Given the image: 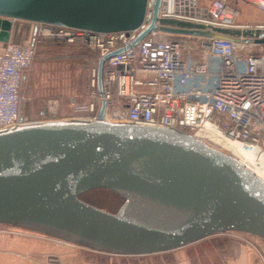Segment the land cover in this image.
<instances>
[{"label":"water","instance_id":"obj_1","mask_svg":"<svg viewBox=\"0 0 264 264\" xmlns=\"http://www.w3.org/2000/svg\"><path fill=\"white\" fill-rule=\"evenodd\" d=\"M162 0H0V40L13 20L111 32L141 28L264 43L261 29H204L160 17ZM148 7H150L148 9ZM242 37V38H241ZM33 40V42H34ZM98 89L103 95L104 61ZM94 119L29 121L0 131V223L20 225L118 255L174 250L239 231L264 240V180L238 158L177 129ZM94 189L121 197L116 210L87 201Z\"/></svg>","mask_w":264,"mask_h":264},{"label":"built area","instance_id":"obj_2","mask_svg":"<svg viewBox=\"0 0 264 264\" xmlns=\"http://www.w3.org/2000/svg\"><path fill=\"white\" fill-rule=\"evenodd\" d=\"M245 1L264 12V0ZM164 3L160 17L202 24L209 30L264 31V20L237 21L239 10L231 0H162ZM40 25L41 36L84 44L96 52L90 99L85 105L72 102L76 112H84V116L71 118L94 119L104 99L108 121L177 129L215 148L221 147L217 140L254 146V160L250 166L244 164L264 180V43L255 42V37L244 42L157 29L132 45L141 28L98 32ZM128 45L105 59L101 95L99 60ZM35 48V41H9L0 53V131L29 122L21 116L20 108Z\"/></svg>","mask_w":264,"mask_h":264},{"label":"rangeland","instance_id":"obj_3","mask_svg":"<svg viewBox=\"0 0 264 264\" xmlns=\"http://www.w3.org/2000/svg\"><path fill=\"white\" fill-rule=\"evenodd\" d=\"M238 8L237 21L257 23L264 12L245 0H231ZM33 24V23H31ZM39 25V29H40ZM22 33L18 43L29 44L34 35ZM35 36V56L23 83L20 114L29 121L84 116L72 102L90 99L91 70L96 52L84 44ZM33 42V41H32ZM43 112V113H42ZM219 149L229 152L222 147ZM230 153V152H229ZM231 154V153H230ZM83 197L107 210H116L122 199L104 189ZM264 264V240L239 231L209 235L184 247L142 255H118L77 245L58 236L20 225L0 224V264Z\"/></svg>","mask_w":264,"mask_h":264},{"label":"bare ground","instance_id":"obj_4","mask_svg":"<svg viewBox=\"0 0 264 264\" xmlns=\"http://www.w3.org/2000/svg\"><path fill=\"white\" fill-rule=\"evenodd\" d=\"M217 141L221 143V147L223 149L229 151L232 156L238 158L243 164L245 163L246 165L250 166V161L254 160V155L256 154V148L254 146L249 147L241 142L234 140H227V141L217 140ZM229 152L226 153L230 154Z\"/></svg>","mask_w":264,"mask_h":264},{"label":"crops","instance_id":"obj_5","mask_svg":"<svg viewBox=\"0 0 264 264\" xmlns=\"http://www.w3.org/2000/svg\"><path fill=\"white\" fill-rule=\"evenodd\" d=\"M31 23H33V22L24 21V20H13V26H12V30H11V35H10V40L9 41L13 42V43H16V44H21V43H18V42L20 40H22V33H25V31L27 32L28 30H31L30 33H32V35H34L33 31H34L35 23H33V24H31ZM33 39L34 38L32 36V38L30 40V43L33 41ZM8 42H4V41L0 40V53L3 52V50L5 49L6 44ZM194 55H196V53H194ZM197 56L203 57V55L199 54V53L197 54ZM26 76L24 78V81L26 79ZM21 264H26V263L24 262V263H21ZM32 264H33V262H32Z\"/></svg>","mask_w":264,"mask_h":264},{"label":"flooded vegetation","instance_id":"obj_6","mask_svg":"<svg viewBox=\"0 0 264 264\" xmlns=\"http://www.w3.org/2000/svg\"><path fill=\"white\" fill-rule=\"evenodd\" d=\"M0 224H5V223H0ZM12 225H14V224H12Z\"/></svg>","mask_w":264,"mask_h":264}]
</instances>
